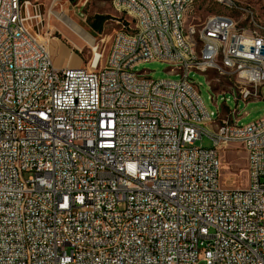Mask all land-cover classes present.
Returning <instances> with one entry per match:
<instances>
[{"label":"built area","instance_id":"2783aa9c","mask_svg":"<svg viewBox=\"0 0 264 264\" xmlns=\"http://www.w3.org/2000/svg\"><path fill=\"white\" fill-rule=\"evenodd\" d=\"M186 3L120 0L108 57L98 47L89 66L58 67L41 4L0 0V264H264V116L242 124L239 110L261 97L264 65L216 69L218 36L243 17L199 31ZM232 53L264 58V42L231 36ZM150 61L181 78L135 70ZM192 72L227 80L216 98L231 91L237 107L209 112ZM232 143L246 187L221 181Z\"/></svg>","mask_w":264,"mask_h":264},{"label":"rangeland","instance_id":"374dc122","mask_svg":"<svg viewBox=\"0 0 264 264\" xmlns=\"http://www.w3.org/2000/svg\"><path fill=\"white\" fill-rule=\"evenodd\" d=\"M41 4L43 11V22L37 28L39 40L45 38L50 45L56 65L89 66L94 58L95 50L99 47L105 51L108 57L113 35L119 28L116 20L121 16L112 5V0H32ZM194 0L193 7L187 15L186 26L199 28L202 30L209 16L214 14H230L237 21L244 23L254 16L257 20L264 22V0ZM234 2V3H233ZM56 5V6H55ZM52 11H63L81 25L92 37L93 41L76 34L68 25L63 23ZM97 16H106L108 19L103 25L102 32L96 31L92 27L90 19L95 20ZM47 45V44H46ZM80 56L81 59L78 57ZM79 61L74 64V61ZM138 72H146L154 80L161 79H180L181 75L171 74L170 65L161 61L144 62L135 68ZM219 75L212 72L210 75L213 85L208 83L204 74L192 72L191 78L200 86V94L203 102L209 112H216L217 105L221 111L235 109L237 103L231 91L226 94H219L217 90L228 89V81L222 79L215 80ZM201 84V85H199ZM212 96L215 98L213 99ZM226 100V104L224 103ZM239 110L241 111L242 124H248L264 116V86L261 87V97L257 100H251L246 104L239 101ZM245 113H247L245 115ZM196 145L211 147L212 141L203 137ZM222 159V184L229 188L246 187L249 183L247 153L239 143H232L227 149L221 150ZM198 264H206L201 260Z\"/></svg>","mask_w":264,"mask_h":264},{"label":"bare ground","instance_id":"6f19581e","mask_svg":"<svg viewBox=\"0 0 264 264\" xmlns=\"http://www.w3.org/2000/svg\"><path fill=\"white\" fill-rule=\"evenodd\" d=\"M57 0H54V3ZM120 0H113V5H118ZM224 1V0H221ZM185 6V27L187 15L193 7L194 0H186ZM56 6V5H55ZM117 11L123 13V6H114ZM52 14L55 15L58 19L63 21L66 25H68L76 34L93 41L90 34L79 25L73 18H71L67 13L63 11H52ZM212 17L219 18L222 21L240 23L230 14H214ZM209 25V19L204 24L201 31H206V27ZM246 26H229L228 34H224V36H218V42L216 43V47L213 49V57L215 58V68L221 69L226 73H236V65L245 64L247 66H255V65H264V58H249L247 54H239L232 53V62H228V55L230 54L231 47V36H240L248 41H256L264 42V22L257 20L254 16H252L247 23ZM139 27H146V20H139ZM249 27V28H248ZM47 44L48 41L45 38H42ZM51 49V48H50ZM169 50L172 52H181V45L178 42H169ZM51 51V50H50ZM208 49H200L198 52V59H207ZM221 82V80H220ZM236 85H254V78L251 76H238L236 78Z\"/></svg>","mask_w":264,"mask_h":264},{"label":"trees","instance_id":"16d2710c","mask_svg":"<svg viewBox=\"0 0 264 264\" xmlns=\"http://www.w3.org/2000/svg\"><path fill=\"white\" fill-rule=\"evenodd\" d=\"M108 18L106 16H97L95 18V20L92 21L91 20V24H92V27L96 30V31H99V32H102L103 30V25L105 23V21L107 20Z\"/></svg>","mask_w":264,"mask_h":264},{"label":"crops","instance_id":"0c3cea01","mask_svg":"<svg viewBox=\"0 0 264 264\" xmlns=\"http://www.w3.org/2000/svg\"><path fill=\"white\" fill-rule=\"evenodd\" d=\"M112 2H113V0H112ZM112 5H113V3H112ZM113 8L115 9V7L113 6ZM116 10V9H115ZM117 11V10H116ZM118 13H122V12H120V11H117ZM80 59H81V57L80 56H78ZM74 64H78L79 65V61H74ZM58 67H61V66H63L62 64L61 65H57Z\"/></svg>","mask_w":264,"mask_h":264}]
</instances>
